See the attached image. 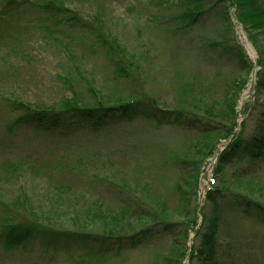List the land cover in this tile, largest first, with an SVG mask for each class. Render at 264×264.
<instances>
[{"label": "rangeland", "instance_id": "obj_1", "mask_svg": "<svg viewBox=\"0 0 264 264\" xmlns=\"http://www.w3.org/2000/svg\"><path fill=\"white\" fill-rule=\"evenodd\" d=\"M28 1L42 3L41 0ZM52 1L62 3L77 18L89 22L91 28L97 30L100 26L104 37L125 49L134 64L141 67L140 82L145 83L149 98L158 101L157 107H172L176 87L192 77L196 84L201 82L203 101H214L217 111L229 86L245 80V86L235 99L234 120L236 132L239 131L240 123L247 117L245 106L257 98L253 89L256 68L249 71L247 65L232 55L225 57L220 43L225 39L224 30L214 12H207L190 33L200 39L203 37L206 45L211 43L209 50L200 56L203 51L199 49L197 53L173 52L175 40L182 37L174 33L175 25L169 21L175 15V6L165 0ZM229 14L232 25L229 36L236 39L247 58L254 62L257 53L247 37L248 33L255 32L246 31L237 23L234 10ZM85 79L93 80L96 90L105 96L126 95L131 91L127 83L115 77L92 34L28 6L0 19V228L9 220L32 221L35 217L51 228L80 230L85 221V209L91 203L110 213H115L119 206L129 207V200L125 201V195L120 194L126 192L120 188L123 181L133 190L129 199L140 198L139 188L134 184L144 183L148 185L147 190L144 189L146 194L163 199L160 207L168 208L178 200L174 185L177 183L187 189L192 184L185 176L187 170L172 163L171 168H164L162 164L175 153H192V144L201 139L195 129L169 122L157 124L142 116L131 122L121 121V117L106 118L97 129H79L72 125L70 131H63L62 126L44 131L35 123L12 127L18 113L11 112L6 101L50 106L60 105L66 101L63 98L72 95L80 98L77 102L87 101L83 88ZM253 119L255 117L247 123L245 137L256 127ZM227 142L220 141L213 154L203 161L190 188L196 190V204L200 206L211 186L218 154ZM143 152L146 154L140 156ZM156 164L161 166L159 170ZM230 207L232 210L225 216L229 221L223 229L227 232L234 231L229 227L235 228L238 236L251 235V231L262 236L259 244L253 239V248L249 249L250 253H261L260 260L254 259V254L247 256L252 257L249 264H264V223H258L235 205ZM101 220L85 224L82 230H98ZM231 221L237 224L234 226ZM134 222L136 219L130 224L132 229L152 223L148 219L143 223ZM129 229L127 226L126 232ZM179 230L174 227L173 233L155 234L140 247L124 245L101 252L104 255L99 248L80 244H62L45 250L38 240L12 250L0 246V264H81L86 261L91 264H150L167 255L172 237ZM194 235L189 232L186 247H190ZM226 240L223 234L220 241ZM180 244L183 245V240ZM182 264H189L188 259Z\"/></svg>", "mask_w": 264, "mask_h": 264}, {"label": "trees", "instance_id": "obj_2", "mask_svg": "<svg viewBox=\"0 0 264 264\" xmlns=\"http://www.w3.org/2000/svg\"><path fill=\"white\" fill-rule=\"evenodd\" d=\"M41 1V4H34L28 0H1L0 19L28 6L42 13L45 12L53 19L60 18L68 25L77 26L81 31L92 34L113 68L115 77L127 83L131 91L126 95L105 96L96 90L93 80L85 79L83 88L87 94V101L77 102L76 99L80 98L75 95L63 98L66 101L60 105L50 106L16 100L6 101L9 110L18 113L12 127L35 123L39 125H35L36 127L44 131H50L59 126H62L63 131H67L72 125L79 129L83 127L97 129L106 118L121 117V121L125 119L131 122L135 118L144 117L156 121L157 124L169 122L178 127L195 129L201 139L200 141L197 139L198 141L192 144V153H175L162 164L164 168L172 163L182 170H187L185 176L187 175L188 180L192 182L187 189L177 183L174 185L173 191L177 194L178 200L172 208L160 207L163 205V199L146 194L144 189L147 190V184L144 183L140 186L139 183L134 184L135 188H139L141 199L138 196L129 199L128 195L132 194L130 192L133 190L128 189L123 181L120 188L125 189L126 192L122 191L120 194L125 195V201L129 200V207L119 206L115 213H110L99 205L91 203L85 209V221L80 230L51 228L41 224L35 217L32 221L9 220L0 228V246L12 250L38 240L45 250L62 244H80L99 248L101 253L111 248L120 249L124 245L140 247L149 242L153 235L169 233L177 227L180 230L172 237L168 256L164 255L157 262L149 260L150 264H182L185 258L188 259L189 264H249L248 261L252 258L249 254H254L256 258H253L260 260L261 253H250L249 249L253 248V239H257L259 244V241L263 239L262 236L254 235V231H251V235L248 236L244 234L238 236L235 228L229 227L234 231L226 232L223 226L229 221L225 216L232 210L230 206L233 205L246 215L252 216L258 223H264V0H165L175 6V15L169 21L175 25L174 33L182 37L180 40L177 38L178 41L174 39L173 52L179 54L181 51L189 53L194 51L197 53L202 50L200 54L202 56L209 50L211 43L206 45L203 43V37L200 39L190 33L210 11L214 12L222 23L220 27L224 30L225 39L220 43L225 57L232 55L238 62L247 65L249 71L256 68L253 89L257 98L245 106L244 114L247 117L243 118L238 132H236L237 124L234 120L235 99L238 92L245 86V80L229 86L224 92L222 104L217 111L214 101L211 103L203 101L200 94L201 82L196 84L195 80L192 81V77L191 80L178 84L173 95L172 107H157L158 101L155 102L154 99L149 98L144 87L145 83L140 82L141 78L138 75H140L141 67L134 64L123 47L104 37L100 26L97 30L91 28L89 22L77 18L62 3L52 0ZM230 10H234V17L238 24H241L246 31H252L258 35L253 36L254 34L248 33L249 37L246 36L257 53L254 62L247 58L236 39L229 36L231 34L229 29L232 26ZM220 57L221 54L218 55V58ZM196 58L199 59V55ZM203 58L205 59V56ZM259 94L262 96L259 97ZM253 117H255L253 120L256 127L249 137H245L247 123L249 121L251 123ZM90 123L96 126H91ZM222 140H228V142L218 154L215 172L210 181L211 186L206 191L203 204L200 206L196 204V190L192 191L190 188L196 181L199 167L207 157L213 154L216 145ZM145 154L143 152L140 156ZM155 166L158 170L161 168L157 164ZM164 197L166 198V195ZM190 198H192L191 203ZM131 201L136 202L140 207L134 203L131 204ZM141 201L144 203H140ZM124 209L128 211L124 212ZM99 218L102 220L98 230H82L85 224L98 221ZM134 218L136 219L134 223H143L147 219L152 223L132 229L130 224L135 221ZM231 222L234 226L237 224V222ZM127 226L130 227L129 232H126ZM189 232H194L195 237L190 247H186ZM222 233L228 238L225 242L220 241ZM180 240H183V245L180 244ZM101 255L104 254L101 253ZM81 264L91 263L86 261Z\"/></svg>", "mask_w": 264, "mask_h": 264}, {"label": "bare ground", "instance_id": "obj_3", "mask_svg": "<svg viewBox=\"0 0 264 264\" xmlns=\"http://www.w3.org/2000/svg\"><path fill=\"white\" fill-rule=\"evenodd\" d=\"M243 45L247 46L245 42H243Z\"/></svg>", "mask_w": 264, "mask_h": 264}]
</instances>
